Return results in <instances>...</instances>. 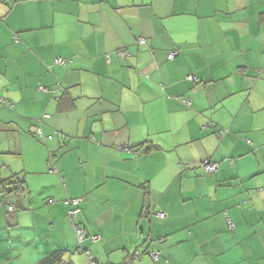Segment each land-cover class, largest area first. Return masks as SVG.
<instances>
[{
  "label": "crops",
  "instance_id": "0c3cea01",
  "mask_svg": "<svg viewBox=\"0 0 264 264\" xmlns=\"http://www.w3.org/2000/svg\"><path fill=\"white\" fill-rule=\"evenodd\" d=\"M263 70L264 0H0V264H86L65 197L99 264H264Z\"/></svg>",
  "mask_w": 264,
  "mask_h": 264
},
{
  "label": "trees",
  "instance_id": "16d2710c",
  "mask_svg": "<svg viewBox=\"0 0 264 264\" xmlns=\"http://www.w3.org/2000/svg\"><path fill=\"white\" fill-rule=\"evenodd\" d=\"M143 39V38H142ZM141 39H138V42H140ZM144 40V39H143ZM145 42V40H144ZM143 42V43H144ZM142 44V43H141ZM127 52L126 49H123ZM123 50H120L119 53ZM176 55V51H171L168 53V58H172L173 56ZM56 59V58H55ZM62 61V60H61ZM63 63V61H62ZM259 74H263V71H259ZM186 104H189V99H184L183 100ZM0 104L4 105L5 107L11 109L12 108V103L8 102V101H0ZM43 119L42 117H38L35 119L36 121V130L34 132V135L42 140H47L48 138H51L50 136L46 137L43 132H42V128H41V121ZM47 138V139H46ZM153 146V145H152ZM151 147L150 145H146L143 147L144 151L149 150ZM205 162L207 163H214L217 165L216 162L213 161H207L206 159L202 161L201 163V167L203 169V171L205 173H212L213 171H206L205 169ZM143 189H145L143 191V205L144 207H142V213H153V215H158V217H160L157 211L155 210H150V202L149 200V195L150 192L147 189V186L143 187ZM27 192V187H26V181H25V175L23 172H15L13 171L11 173V175H9L8 177L4 178V179H0V196L1 197H6V196H14L11 197L12 202H10V204L7 205V211L8 212H13L16 210V206H17V202L15 199V196L17 197L18 194H25ZM48 201H52V199H48ZM73 201H75V203H73ZM80 201L81 199L79 197H65L63 199V204L65 206V216L71 221V223H73V228H74V237H75V248L72 252H70L72 255L77 254L79 255L86 264H99L97 258L95 257V255L93 254L92 251H90L86 244L87 243H94L96 242L100 236L97 233H92L86 230V228L81 225L79 222H76V218L78 217L80 211H81V206H80ZM16 205V206H15ZM80 233H83V238L81 241L78 240V235ZM92 236H96V239L94 241H91V237ZM68 252L67 249L63 248V247H59L57 249L52 250L50 253H48L47 255L43 256L42 258H40L36 264H72V261L67 260L65 262V260L63 259V255L66 254ZM133 253H139V257L142 258L143 253L138 251V250H134L132 253L128 254L126 257V261L128 262V264H132V262H139L137 260H134L133 258H131L130 256ZM149 258L152 260V262L157 263L159 261V258L154 260L151 256L150 251L149 252H145Z\"/></svg>",
  "mask_w": 264,
  "mask_h": 264
},
{
  "label": "built area",
  "instance_id": "2783aa9c",
  "mask_svg": "<svg viewBox=\"0 0 264 264\" xmlns=\"http://www.w3.org/2000/svg\"><path fill=\"white\" fill-rule=\"evenodd\" d=\"M140 42L143 43L144 40L141 39ZM125 53H126L125 50H123V51L120 52V54H125ZM55 62H56V63H62V61H61L59 58H56V59H55ZM205 163H206V164H205V169H206V171H213V170H215V169L217 168V165L214 164V163H207V162H205ZM73 203H75V201H73ZM159 216H162V214L160 213ZM227 222H228V225L231 226L230 221H227ZM82 238H83V233H80V234L78 235V240L81 241ZM95 239H96V236H92V237H91V241H94ZM158 254H159V253H158L157 251H155V252H153V253L151 254V256H152V258H153L154 260H156ZM130 257L133 258L134 260H137V261L140 260L139 253H133ZM93 264H94V263H93Z\"/></svg>",
  "mask_w": 264,
  "mask_h": 264
},
{
  "label": "bare ground",
  "instance_id": "6f19581e",
  "mask_svg": "<svg viewBox=\"0 0 264 264\" xmlns=\"http://www.w3.org/2000/svg\"><path fill=\"white\" fill-rule=\"evenodd\" d=\"M153 252H155V250H151V251H150L151 254H152ZM158 258H160V257H159V254H158V256H157V259H158Z\"/></svg>",
  "mask_w": 264,
  "mask_h": 264
},
{
  "label": "clouds",
  "instance_id": "9594fccd",
  "mask_svg": "<svg viewBox=\"0 0 264 264\" xmlns=\"http://www.w3.org/2000/svg\"><path fill=\"white\" fill-rule=\"evenodd\" d=\"M229 221V220H228Z\"/></svg>",
  "mask_w": 264,
  "mask_h": 264
}]
</instances>
